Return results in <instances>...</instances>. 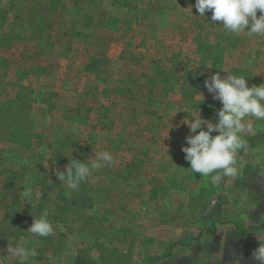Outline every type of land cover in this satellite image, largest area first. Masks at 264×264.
<instances>
[{
    "label": "rangeland",
    "instance_id": "obj_1",
    "mask_svg": "<svg viewBox=\"0 0 264 264\" xmlns=\"http://www.w3.org/2000/svg\"><path fill=\"white\" fill-rule=\"evenodd\" d=\"M194 5L0 0L3 264H18L13 236L36 248L29 264H258L247 238L256 249L264 235V121L240 174L213 186L184 158L192 117L181 109L215 122L221 104L203 82L221 67L264 82V38L229 34ZM93 147L116 163L67 189L55 174L64 154L90 160ZM23 187L42 193L38 207ZM49 206L53 234L32 236Z\"/></svg>",
    "mask_w": 264,
    "mask_h": 264
},
{
    "label": "clouds",
    "instance_id": "obj_2",
    "mask_svg": "<svg viewBox=\"0 0 264 264\" xmlns=\"http://www.w3.org/2000/svg\"><path fill=\"white\" fill-rule=\"evenodd\" d=\"M194 6L201 17L210 11L211 20L220 22L219 25L229 34L264 38V0H195ZM220 69L226 75L214 72L203 82L212 99L221 104L216 109L215 122L203 117L198 105L196 111L181 109L192 117L189 119L186 116L184 120L189 129L185 136L186 144L181 146L184 158L189 162L192 173L208 178L213 186L220 185L225 178H235L240 174L244 166L240 151L248 148L247 136L255 135L254 121H264V82L248 86L247 74L233 73L224 67ZM199 95L203 100V95ZM73 151L70 155L64 154L68 157V163L63 171L57 170L55 173L69 190H79L80 185L96 171L116 163L114 155L104 148L93 147L90 160L73 158ZM21 196L31 207H38L42 193L31 187H23ZM50 211L51 206L43 208L38 217H33L27 232L34 237L52 235L54 225L49 219ZM13 241L15 246H12ZM8 255L15 258L18 264H29L30 258L38 253L36 248L27 246L24 238L13 236L9 240ZM252 259L264 264V239L259 238ZM234 264H240V261L236 260Z\"/></svg>",
    "mask_w": 264,
    "mask_h": 264
},
{
    "label": "crops",
    "instance_id": "obj_3",
    "mask_svg": "<svg viewBox=\"0 0 264 264\" xmlns=\"http://www.w3.org/2000/svg\"><path fill=\"white\" fill-rule=\"evenodd\" d=\"M258 232L260 233V231H258ZM259 238L264 239V235H261V236L257 237V243H259ZM247 241H248V243L252 244V247H251L252 249H250V251L248 250V252H247V256L251 257L252 253H253V250L255 249V238L248 237Z\"/></svg>",
    "mask_w": 264,
    "mask_h": 264
}]
</instances>
